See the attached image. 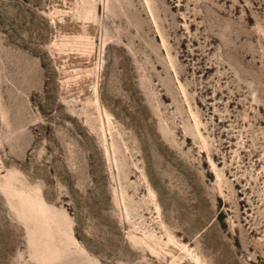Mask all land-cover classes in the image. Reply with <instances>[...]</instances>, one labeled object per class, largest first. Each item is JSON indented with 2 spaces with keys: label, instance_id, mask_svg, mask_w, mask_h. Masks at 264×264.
I'll return each instance as SVG.
<instances>
[{
  "label": "rangeland",
  "instance_id": "374dc122",
  "mask_svg": "<svg viewBox=\"0 0 264 264\" xmlns=\"http://www.w3.org/2000/svg\"><path fill=\"white\" fill-rule=\"evenodd\" d=\"M0 264H264V0H0Z\"/></svg>",
  "mask_w": 264,
  "mask_h": 264
}]
</instances>
